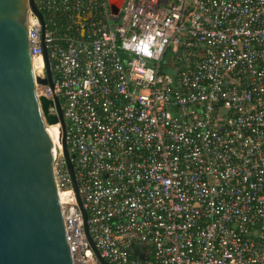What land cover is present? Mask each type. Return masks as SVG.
Returning a JSON list of instances; mask_svg holds the SVG:
<instances>
[{"label":"built area","instance_id":"1","mask_svg":"<svg viewBox=\"0 0 264 264\" xmlns=\"http://www.w3.org/2000/svg\"><path fill=\"white\" fill-rule=\"evenodd\" d=\"M34 3L36 97L60 102L101 257L264 264V0ZM53 171L73 263L101 264L60 150Z\"/></svg>","mask_w":264,"mask_h":264},{"label":"water","instance_id":"2","mask_svg":"<svg viewBox=\"0 0 264 264\" xmlns=\"http://www.w3.org/2000/svg\"><path fill=\"white\" fill-rule=\"evenodd\" d=\"M28 7L44 20L34 0H0V264H74L65 236L59 190L53 165L64 157L89 248H96L87 213L78 192L73 159L66 145V126L58 98H37L35 84L52 87L44 48L45 79H34L27 37ZM111 12L118 8L111 4ZM54 107L55 114L49 109ZM59 125L61 142L54 144L47 128ZM140 245L134 253L141 259Z\"/></svg>","mask_w":264,"mask_h":264},{"label":"bare ground","instance_id":"3","mask_svg":"<svg viewBox=\"0 0 264 264\" xmlns=\"http://www.w3.org/2000/svg\"><path fill=\"white\" fill-rule=\"evenodd\" d=\"M49 135L51 136L54 144L59 145L61 142V128L59 125L50 126L47 128ZM59 197L61 203L69 200L68 194L64 192H59Z\"/></svg>","mask_w":264,"mask_h":264}]
</instances>
